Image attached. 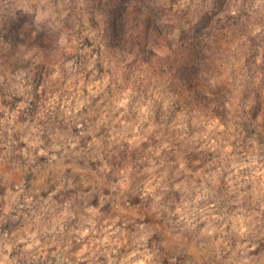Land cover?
Here are the masks:
<instances>
[{"label": "clouds", "instance_id": "9594fccd", "mask_svg": "<svg viewBox=\"0 0 264 264\" xmlns=\"http://www.w3.org/2000/svg\"><path fill=\"white\" fill-rule=\"evenodd\" d=\"M0 264H264V0H0Z\"/></svg>", "mask_w": 264, "mask_h": 264}]
</instances>
